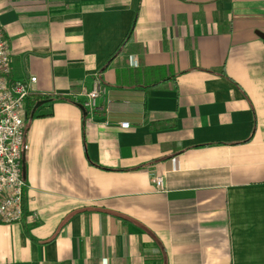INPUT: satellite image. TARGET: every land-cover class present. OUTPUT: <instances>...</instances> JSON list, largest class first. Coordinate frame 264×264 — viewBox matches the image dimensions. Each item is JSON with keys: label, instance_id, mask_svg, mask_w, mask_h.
I'll return each mask as SVG.
<instances>
[{"label": "crops", "instance_id": "1", "mask_svg": "<svg viewBox=\"0 0 264 264\" xmlns=\"http://www.w3.org/2000/svg\"><path fill=\"white\" fill-rule=\"evenodd\" d=\"M0 25L35 78L0 264H264V0H0ZM96 75L94 110L65 97Z\"/></svg>", "mask_w": 264, "mask_h": 264}, {"label": "built area", "instance_id": "2", "mask_svg": "<svg viewBox=\"0 0 264 264\" xmlns=\"http://www.w3.org/2000/svg\"><path fill=\"white\" fill-rule=\"evenodd\" d=\"M35 82L13 78L11 71V51L8 39L0 25V223L21 222L25 217L23 208L26 180L23 172V153L26 139L25 102L30 91L29 83ZM106 93V88L96 75L89 90L67 94L68 99L77 102L84 110L92 111L98 100ZM72 98V99H71ZM128 128V122H121ZM157 191H164V180L155 176L152 180ZM35 215V214H33Z\"/></svg>", "mask_w": 264, "mask_h": 264}, {"label": "trees", "instance_id": "3", "mask_svg": "<svg viewBox=\"0 0 264 264\" xmlns=\"http://www.w3.org/2000/svg\"><path fill=\"white\" fill-rule=\"evenodd\" d=\"M134 24L132 23L131 24V26H130V28H129V30H128V32H127V34H126V36H125V38H124V40H123V42L121 43V44H123L124 42H126V41H128L130 38H131V36H132V33H133V28H134V26H133ZM120 44V45H121ZM119 48V47H118ZM113 56H114V54L106 61V63L103 65V67L101 68V70H100V72L102 73L107 67H108V65H109V63L112 61V59H113ZM222 77H224V78H226V79H228V80H231L230 78H228V76L225 74V72L224 71H222V72H220L219 73ZM160 83H162V81H159V82H155V83H153L151 86H157V85H159ZM41 103V102H40ZM40 103H38L37 105H40ZM84 113V112H83ZM32 118V115H30V116H28V117H26V124H27V122H29L30 121V119ZM25 132H26V127H25ZM84 148H85V154H87V151H86V147L84 146ZM90 163L93 165V166H96V167H98V168H100V169H103V170H106V171H112L113 169H110V168H106V167H103V166H100V165H98V164H95V163H93V162H91L90 161ZM140 167L141 166H139V167H137V168H134V169H132V170H138V169H140ZM127 169H117V170H115V171H126ZM95 209V208H94ZM98 211H104V210H102V209H97ZM72 214H74V213H72ZM72 214H70L66 219H65V221L64 222H66L71 216H72ZM120 219H122V221L123 222H125V223H128V222H132L130 219H128V218H125L124 216H122V215H117ZM57 233H58V231L56 230L54 233H53V235L48 239V240H46L45 242H48V241H51L56 235H57ZM163 264H167V257H166V255L164 254V258H163Z\"/></svg>", "mask_w": 264, "mask_h": 264}, {"label": "water", "instance_id": "4", "mask_svg": "<svg viewBox=\"0 0 264 264\" xmlns=\"http://www.w3.org/2000/svg\"><path fill=\"white\" fill-rule=\"evenodd\" d=\"M257 34L264 39V34L257 32Z\"/></svg>", "mask_w": 264, "mask_h": 264}]
</instances>
